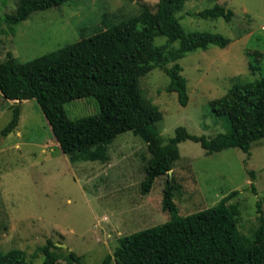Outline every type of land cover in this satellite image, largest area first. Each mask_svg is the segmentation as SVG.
Segmentation results:
<instances>
[{"label": "rangeland", "instance_id": "obj_1", "mask_svg": "<svg viewBox=\"0 0 264 264\" xmlns=\"http://www.w3.org/2000/svg\"><path fill=\"white\" fill-rule=\"evenodd\" d=\"M157 1L65 0L11 24L7 18L18 0H0V62L6 51L17 62H27L137 16L144 7L153 10ZM214 5L229 8L232 20L189 15ZM177 16L186 32L219 33L230 43L186 53L177 61L186 79V106L179 104L175 92L166 91L169 79L161 69L139 79L142 94L162 114L156 129L164 143L179 126L205 138L227 132V118L214 115L208 103L235 83L264 78V0H188ZM164 42V37L154 39L155 45ZM16 105L0 116V131ZM64 111L76 120L97 115L98 106L87 97L66 103ZM16 130L10 138L0 135L1 251L20 249L33 264H40L43 255L37 249L49 240L63 245L51 249L56 264H77L68 258L70 252L81 264H101L122 237L169 219L161 208L166 176L157 178L148 194L140 193L150 157L140 137L131 132L118 135L107 147L105 162L71 163L34 99L20 105ZM17 141L18 149L8 148ZM178 148L180 157L169 175L178 187L173 202L179 216L230 197L229 203L239 211L240 232L251 236L264 218V139L252 144L250 155L237 148L206 154L190 140ZM248 171L254 173V180Z\"/></svg>", "mask_w": 264, "mask_h": 264}, {"label": "trees", "instance_id": "obj_2", "mask_svg": "<svg viewBox=\"0 0 264 264\" xmlns=\"http://www.w3.org/2000/svg\"><path fill=\"white\" fill-rule=\"evenodd\" d=\"M188 0H158L153 10L142 12L114 24L94 35L81 38L55 51L24 63L6 51L0 62V94L4 99H34L51 129L60 151L71 163L108 160L107 147L120 134L131 132L146 144L150 155L140 182V193H149L157 178L166 176L161 208L169 219L119 240L112 255L101 264H264V218L247 237L238 228L239 211L230 197L217 204L179 216L173 202L178 187L169 175L179 159L178 145L186 140L198 143L206 154L237 148L250 155L252 144L264 139V78L233 84L224 95L208 103L216 116H225L229 130L212 138L191 135L179 126L164 143L156 124L162 114L139 88V79L155 68L169 79L167 92L177 94L186 106V79L177 63L186 53L208 46L225 48L230 40L219 33L186 32L177 14ZM65 0H18L7 22L17 24L34 12H42L63 4ZM205 20L222 18L230 22L233 12L214 5L190 13ZM165 42L155 45L154 39ZM177 43V45H176ZM172 63L170 67L167 65ZM91 97L98 106L95 116L70 120L64 105ZM19 103L12 108L2 137L18 126ZM254 180V173L248 171ZM253 187V182H251ZM59 247L51 241L37 249L40 264H56ZM71 261L81 264L79 257L68 253ZM0 264H33L20 249L3 252Z\"/></svg>", "mask_w": 264, "mask_h": 264}, {"label": "crops", "instance_id": "obj_3", "mask_svg": "<svg viewBox=\"0 0 264 264\" xmlns=\"http://www.w3.org/2000/svg\"><path fill=\"white\" fill-rule=\"evenodd\" d=\"M29 102V100H25V101H22L20 102L19 106L23 103V102ZM14 103H19L18 101H10V100H6L3 98V96L0 94V116L4 115L5 114V109L6 110H10L11 109V106L14 104ZM17 128V127H16ZM16 130V129H15ZM14 130V131H15ZM13 131V132H14ZM13 132L9 133L7 136H5V138H10L13 134ZM16 136H18V133H17V130H16ZM18 142V141H17ZM13 142L11 143L8 148H19V145H21L19 142ZM0 150H1V147H0Z\"/></svg>", "mask_w": 264, "mask_h": 264}, {"label": "water", "instance_id": "obj_4", "mask_svg": "<svg viewBox=\"0 0 264 264\" xmlns=\"http://www.w3.org/2000/svg\"><path fill=\"white\" fill-rule=\"evenodd\" d=\"M57 247H63V245H61V244H57Z\"/></svg>", "mask_w": 264, "mask_h": 264}]
</instances>
